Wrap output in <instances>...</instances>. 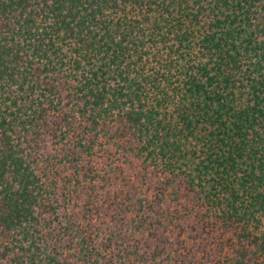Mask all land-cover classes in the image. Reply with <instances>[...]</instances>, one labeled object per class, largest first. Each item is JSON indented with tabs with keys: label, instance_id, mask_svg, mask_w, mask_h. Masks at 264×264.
<instances>
[{
	"label": "trees",
	"instance_id": "1",
	"mask_svg": "<svg viewBox=\"0 0 264 264\" xmlns=\"http://www.w3.org/2000/svg\"><path fill=\"white\" fill-rule=\"evenodd\" d=\"M0 264H264V0H0Z\"/></svg>",
	"mask_w": 264,
	"mask_h": 264
}]
</instances>
